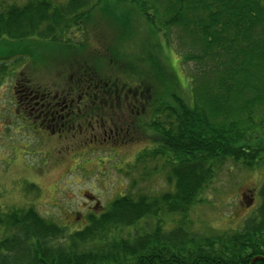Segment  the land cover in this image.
I'll return each mask as SVG.
<instances>
[{"label": "trees", "instance_id": "obj_1", "mask_svg": "<svg viewBox=\"0 0 264 264\" xmlns=\"http://www.w3.org/2000/svg\"><path fill=\"white\" fill-rule=\"evenodd\" d=\"M116 6L123 8L111 22L116 42L124 40L135 10L151 19L166 43L174 38L180 64L188 67L190 94L160 90L150 71L140 72L137 82L131 80L139 74L121 81L113 73L125 56L119 46L91 64L73 56L76 71L64 83L115 81L128 83L131 93L141 86L144 111L129 141L143 146L127 167L134 174L129 189L157 175L167 189L119 196L72 230L32 208L3 210L0 204V264H249L264 256V183L255 214L234 232L204 235L188 218L226 161L248 171L264 165V0H0V40L37 37L66 52L71 46L79 56L92 46L88 27L97 29ZM74 31L82 36L69 38ZM117 53L122 57L113 58ZM7 60L0 56V84ZM29 83L18 82L17 107L18 100L27 101L28 88L39 96L46 89ZM26 111L18 110L19 124L33 132Z\"/></svg>", "mask_w": 264, "mask_h": 264}, {"label": "rangeland", "instance_id": "obj_2", "mask_svg": "<svg viewBox=\"0 0 264 264\" xmlns=\"http://www.w3.org/2000/svg\"><path fill=\"white\" fill-rule=\"evenodd\" d=\"M122 9L116 6L114 16L103 17L100 26L94 24L97 29L88 27L92 46L79 56L71 46V52H66L37 37L21 42L0 40V56L12 58L0 84V204L3 210L32 208L44 219L72 230L80 228L88 213L106 209L119 196L159 194L167 189L159 183V178L163 179L161 175L139 182L135 191L129 189L134 174L127 167H131L142 144L118 145L106 150L109 146L98 143L94 149L91 146L85 150L82 146L87 136H40L19 124V107L15 102L18 82L28 84L29 81L30 85L42 89L54 84L61 89L67 76L76 71L75 61L91 64L92 57L105 56L103 53L115 46L124 49L121 52L125 54L122 64L118 63L119 68L113 72L121 81L128 82L139 74L136 80H131L137 82L143 78L140 72L150 71L160 90L174 89L184 97L190 94L188 67L180 64L174 38L166 43L150 18L142 17L134 9L128 19L130 29L126 30L123 41L116 42V29L111 27L115 24L111 22ZM95 16L101 18L99 14ZM69 35L72 39L82 36L77 31ZM121 54L113 58L118 59ZM263 183L264 165L248 171L226 161L200 196L201 202L188 214L192 230L211 235L240 229L255 214L260 198L254 194ZM168 227L173 226L168 224Z\"/></svg>", "mask_w": 264, "mask_h": 264}, {"label": "flooded vegetation", "instance_id": "obj_3", "mask_svg": "<svg viewBox=\"0 0 264 264\" xmlns=\"http://www.w3.org/2000/svg\"><path fill=\"white\" fill-rule=\"evenodd\" d=\"M127 86L128 83L115 81L70 80L61 89L54 84L45 87L41 96L28 88L27 101L23 104L18 100V107L27 110L24 115L37 135L87 136L82 146L86 150L91 146L94 149L98 143L109 146L106 150H110L114 146L131 144L129 139L137 133V120L143 115L145 100L141 86L135 93Z\"/></svg>", "mask_w": 264, "mask_h": 264}, {"label": "water", "instance_id": "obj_4", "mask_svg": "<svg viewBox=\"0 0 264 264\" xmlns=\"http://www.w3.org/2000/svg\"><path fill=\"white\" fill-rule=\"evenodd\" d=\"M258 259H264V258H262V257H255V258H253V259L250 261L249 264H253L254 261H256V260H258Z\"/></svg>", "mask_w": 264, "mask_h": 264}]
</instances>
